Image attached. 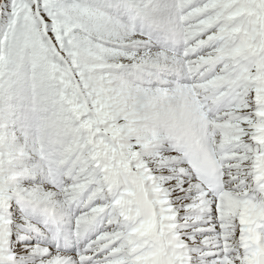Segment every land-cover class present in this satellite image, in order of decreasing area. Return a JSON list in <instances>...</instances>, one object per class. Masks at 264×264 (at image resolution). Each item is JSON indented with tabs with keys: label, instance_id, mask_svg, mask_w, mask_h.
Masks as SVG:
<instances>
[{
	"label": "snow or ice",
	"instance_id": "obj_1",
	"mask_svg": "<svg viewBox=\"0 0 264 264\" xmlns=\"http://www.w3.org/2000/svg\"><path fill=\"white\" fill-rule=\"evenodd\" d=\"M0 264H264V0H0Z\"/></svg>",
	"mask_w": 264,
	"mask_h": 264
}]
</instances>
